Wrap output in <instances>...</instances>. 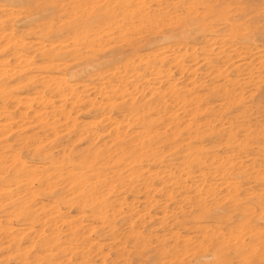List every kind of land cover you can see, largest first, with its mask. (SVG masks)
Returning a JSON list of instances; mask_svg holds the SVG:
<instances>
[{
	"label": "rangeland",
	"instance_id": "rangeland-1",
	"mask_svg": "<svg viewBox=\"0 0 264 264\" xmlns=\"http://www.w3.org/2000/svg\"><path fill=\"white\" fill-rule=\"evenodd\" d=\"M135 2L137 12L131 4L115 0H0V63L6 64L0 65V70L15 64V51L11 49L14 41L25 43L29 49H16L27 57L33 50L40 49L41 43L47 47L53 42L57 46L62 43L70 50L80 49L85 57L90 55L87 52L96 49L85 45L90 39H94L100 49H118L125 43L123 40L138 42L140 46L138 55L133 58L134 70L130 63L108 56L98 60L97 67L85 70H81L84 66L80 67L79 75L72 78L69 67L75 61L71 58L52 57V64L65 63L66 66L50 71L46 68L50 63L36 54L29 73L38 80L36 89L31 86L15 90L26 83L19 79L22 76L6 81L0 74V88L11 84L8 89L13 99L6 103L0 98V123L9 127L8 135L0 140V155L2 145L14 146L2 155L0 163L2 167L5 163L7 168L12 158L6 157L14 156L18 160L13 162L18 165L10 167V172L8 168L4 173L0 170V264H80L83 258L91 264H111L118 250L122 253L119 255H124L120 260L124 261L116 264H159L150 263L147 256H136V252L146 255L151 250L153 254L158 250L168 252L174 246L177 249L171 251L172 256L167 255L164 263L258 264L261 255L264 256V212L261 213L257 206H264V104L260 99L262 93H258V84L264 92V0ZM200 14L205 25L196 35L168 41L161 37L148 44L155 37L154 33L162 35L167 29L184 25ZM47 28L50 35H42L41 30ZM4 46L9 47L4 50ZM44 50L46 48L38 52ZM225 58L230 60V65H241L242 70L234 71L230 65L225 66ZM86 61L83 58L77 63L84 65ZM47 76H66L64 78L78 89L75 93L80 96L82 105L71 110L72 99L67 104L42 87L41 81ZM122 78L124 96L111 94V89L120 85ZM228 79L239 81L238 99L230 97L228 101L212 94L211 89L227 85ZM83 86L89 91L83 92ZM34 92L46 94L51 102L44 109L46 118L42 122L29 118L25 120L26 126L15 128L19 127L17 123H20L23 108L13 101L25 99ZM130 103L134 107L128 110L125 105ZM34 106L39 105L34 103ZM66 113H71L72 117L68 123L63 121L62 115ZM8 114L12 119L5 117ZM72 120L79 127L76 133L70 126ZM53 123L56 128L47 126ZM11 128L10 133L8 129ZM211 129L221 133L210 139L206 133ZM172 135L173 138L167 140ZM90 151L93 152L89 155ZM156 151L162 161L147 162L149 155ZM95 154H100L97 157L100 161L92 167ZM196 158L204 160L201 168L194 166ZM218 158L229 161L232 174L228 179H223L216 169ZM20 161L30 169L26 174H31V190L27 189L25 178L13 174ZM121 161L126 163L125 167L120 165ZM84 166L90 168L86 170ZM59 173L63 176H54ZM97 175L101 176V187H97ZM118 175L128 176L120 179ZM48 176L52 177L48 182L39 181ZM76 176L91 180L83 188L73 183L77 181L74 180ZM145 187L154 190L145 194ZM210 188L220 193L216 199L212 192L211 196L205 194ZM84 193L88 198H81ZM227 193L247 210L233 212V202L222 199ZM32 195L34 200L28 203ZM102 197L111 206L103 210L100 218L95 214L99 205L96 200ZM200 198L205 201L203 210L198 207ZM79 200L84 204H79ZM24 206L34 211L39 220L22 215ZM214 207L213 215L208 216V210ZM48 219L53 221L50 223ZM76 224L80 227L73 231L72 226ZM12 237L19 241L18 246L16 243L10 245ZM44 240L46 246L49 245L44 247L48 250L45 253L41 247ZM58 246H62L61 251L57 250ZM232 248L241 249L240 256L235 255ZM217 249L221 253L213 257ZM50 255L54 263L43 262ZM38 256L43 260L37 261ZM105 258L107 261L102 262Z\"/></svg>",
	"mask_w": 264,
	"mask_h": 264
},
{
	"label": "bare ground",
	"instance_id": "bare-ground-1",
	"mask_svg": "<svg viewBox=\"0 0 264 264\" xmlns=\"http://www.w3.org/2000/svg\"><path fill=\"white\" fill-rule=\"evenodd\" d=\"M116 2H121L122 4L124 3V4H131L132 6H133V8L136 10V12H137V9H138V4L135 2V0H115ZM115 4V3H114ZM54 9H55V7H54ZM207 9V8H206ZM121 14V13H120ZM203 16H201V14H200V16L198 17V18H192V19H190L189 21H187L186 22V24H184V25H178V27H175V28H173V27H171L170 29H167L166 31H165V33L164 34H160V33H158V34H156V33H154V35H155V37H153L151 40H149L148 41V44H151V43H153V41H155V40H158L159 38L161 39V37H162V40H166V41H168V40H172V39H174V38H187V37H190V36H193V35H196V32H200V31H202L201 30V28L205 25V20H204V18H202ZM222 17V16H221ZM124 18V17H123ZM164 26H166V25H164ZM61 27V26H60ZM72 29V28H71ZM66 30V29H65ZM50 32V30L47 28V30H45V29H42L41 30V34L43 35H50V34H48ZM49 37V36H48ZM6 38H4V40H5ZM243 39V38H242ZM247 39V38H246ZM8 40V39H7ZM6 40V41H7ZM91 41H88L85 45L87 46V47H89V48H96V49H91L92 50V52H87V53H89L88 55L89 56H84L85 55V53L84 52H82L80 49V52H79V50H70V48L68 47H66V46H63L62 45V43L61 44H59L58 46L56 45V44H54L55 42H53V44L52 43H50L49 45V47H47L46 45H43V43H41V48L40 49H35V50H33L32 51V55L31 56H29V57H27L26 55H20L19 54V50L18 49H16V48H25V49H29L26 45H25V43L23 42V41H18V42H13L12 44H11V49H12V51H15V53L13 54V58H14V65L11 67V68H9V66H7L6 68H3V69H1L0 70V74L2 75L1 77H3V80H6V81H9L12 77L14 78V77H18V76H22L21 78H19V79H24L25 81H26V83L24 84V85H20V86H18V85H16V86H18V87H16L15 88V90H20V89H22V88H25V87H35V85L37 84V81L36 80H34V77H32L31 75H29V73L32 71V65L34 64V61H33V59H34V56L36 55V54H40L39 56L41 57V58H44V60H45V63H50V64H46L47 66H46V68H48V69H50V71H53V70H58L60 67H62V66H66V64L65 63H61V64H52V57H58V58H61V59H68V58H71V60H73V61H75L74 63H72V64H70L71 66L69 67L70 69H69V71H70V76L72 77V78H76L77 77V75H79V68L80 67H82V66H84V68L83 69H81V70H85L86 68H88V67H97L96 65V62L98 61V60H100V59H102V58H107L108 56L111 58V57H114L116 60H120L121 62H126V63H130L132 66V69L134 70V66H135V60L133 59L134 57H136L137 55H138V53H137V51H138V49H139V43L138 42H131V41H127V40H123L125 43H123L121 46H119V48L118 49H105V47L103 48H101L100 49V45L97 43V42H95V40L94 39H90ZM63 41V40H62ZM122 41V40H121ZM11 43V42H10ZM8 44V43H7ZM64 44V43H63ZM6 45V44H5ZM10 45V44H9ZM71 45V44H70ZM86 46H84L83 45V47L84 48H86L87 50H89V48H87ZM98 46V47H97ZM264 46V45H263ZM5 47L7 48V47H9V46H4L3 48H4V50H5ZM13 47V48H12ZM72 47V46H71ZM180 47H183V46H180ZM46 48V50H44V51H42V52H38L39 50H43V49H45ZM31 49V48H30ZM182 49V48H181ZM1 50H3V49H1ZM9 50V49H8ZM85 50V49H84ZM11 51V52H12ZM38 52V53H37ZM97 52H102V53H100V55H97V56H95L96 54L95 53H97ZM160 52V51H159ZM7 53V52H6ZM37 56V55H36ZM108 57V58H109ZM189 57V56H188ZM83 58H85L87 61L85 62L86 64H81V63H77V60H80V59H83ZM182 58V57H181ZM171 59V58H170ZM226 59V62H225V66H227V65H230V60L228 59V58H225ZM43 60V61H44ZM180 60V59H179ZM178 60V61H179ZM146 63V62H145ZM144 63V64H145ZM158 64V63H157ZM177 64V63H176ZM175 64V65H176ZM0 65H1V67H3V66H5L4 64H2V63H0ZM36 65V64H35ZM34 65V66H35ZM100 65V64H99ZM223 66H224V63L222 64ZM68 66V65H67ZM178 66H176V68H177ZM182 67V66H181ZM230 68H232V70H234V71H241L242 69L241 68H243L241 65H230ZM224 69V68H223ZM99 72V71H98ZM103 72V71H102ZM218 72V71H217ZM221 72V71H220ZM82 73V72H81ZM241 73H243V72H241ZM100 74V73H99ZM117 74H119V73H117ZM238 74V73H237ZM133 75H134V73H133ZM236 75V74H235ZM100 76H101V74H100ZM116 76V75H115ZM40 77V76H39ZM64 77H66V76H58L57 78L56 77H52V76H47V77H44L43 79H42V84L41 85H43L42 87H44V88H48L52 93L54 92L55 93V96H56V98H58L60 101H63V102H65V103H67L68 102V100H70V99H72L73 101H71L70 103V105H71V110H73L74 108H77V107H79V106H81L82 105V100H81V98H80V96H78V94L77 93H75L77 90L71 85V83L67 80V79H65ZM82 77V76H81ZM84 77V76H83ZM234 77H236V76H234ZM119 78V77H118ZM121 78V77H120ZM239 78V77H238ZM78 79H76V81H77ZM100 80H101V78H100ZM122 81H121V84L120 85H118V86H116V87H113V89H111V91H110V93L111 94H113V95H118V94H120V96L121 97H123L124 96V93H126V90H125V88H124V86L122 85V83L124 82V79L122 78L121 79ZM11 81V80H10ZM99 82V81H98ZM186 82H188V81H186ZM226 82H228V84L226 85V84H224L223 86H217V87H215V88H213V89H211L213 92H212V94H214V96L215 97H222L223 99H227L228 101H229V98L230 97H235V98H237L238 99V97L237 96H239L238 95V91L239 90H241L240 89V87L238 86V85H240L239 84V81L237 80H232V79H228ZM8 84V83H7ZM39 84V83H38ZM1 85V84H0ZM11 87V84H9V85H7V87L5 88H0V98H2V100L4 101H6V103L7 102H10V100H13V99H11L12 98V96L10 95V93H12V91L10 92V90L8 89V88H10ZM15 87V86H14ZM37 87V86H36ZM36 87H35V89H36ZM262 86L261 85H259L258 84V93L259 94H261L260 96H261V100H262V102H263V104H264V92L262 91V88H261ZM41 88V87H40ZM6 89H7V91H6ZM12 89V88H11ZM34 89V88H33ZM210 90V91H211ZM49 91V93H51ZM82 91L83 92H88L89 91V89H88V87L87 86H83V89H82ZM108 91V92H109ZM43 92V91H42ZM42 92H34L33 93V95L32 96H29V97H25V99L23 100V99H17V101H13V102H15V105H18V106H22V108H23V112H22V115H19L20 117H19V119H20V123H17L18 124V126L19 127H15V128H21V126H23V125H25V120H27V119H33V120H35V121H40V122H42V120L44 119V118H46V116H45V114H47L46 112L47 111H44V109L48 106V104H50L51 102L49 101V99L47 100V98L48 97H45L46 96V94L45 95H42ZM242 92V91H241ZM45 93V92H44ZM43 93V94H44ZM101 93V92H100ZM102 94V93H101ZM103 95V94H102ZM100 96V95H99ZM14 98V97H13ZM16 98V97H15ZM50 98V97H49ZM129 98L130 97H128V100H129ZM199 98V97H198ZM201 98V97H200ZM138 99V98H137ZM234 99V98H233ZM236 99V100H237ZM258 99V98H257ZM15 100V99H14ZM126 102V101H125ZM231 102V101H230ZM229 102V103H230ZM236 102V101H235ZM34 103H37L39 106L38 107H35L34 106ZM81 103V104H80ZM218 103V102H217ZM64 104V103H63ZM68 104V103H67ZM85 104V103H84ZM108 104V103H107ZM212 104H214V103H212ZM223 104V103H222ZM231 104V103H230ZM259 104V103H258ZM101 105V104H100ZM207 105V104H206ZM50 106V105H49ZM203 106V105H202ZM201 106V107H202ZM98 107H100V106H98ZM106 107V106H105ZM125 107H127L128 108V110L129 109H131V108H133L134 107V105L132 104V103H130L129 105H125ZM218 107V106H217ZM52 109V108H51ZM241 109V108H240ZM46 110V109H45ZM59 110V109H58ZM128 110H127V112H128ZM262 110V109H261ZM131 111V110H130ZM222 112V111H221ZM54 113V112H53ZM223 113V112H222ZM71 113H66V114H64V115H62L63 116V121L65 122V123H68V120L70 119V118H72L71 117V115H70ZM220 116V115H219ZM228 116V115H227ZM264 116V115H263ZM5 117H7V119L8 120H10V119H12V115L10 114H8V115H6ZM104 118V117H103ZM207 118H209V117H207ZM219 118V117H218ZM261 118V117H260ZM259 118V119H260ZM29 119V120H30ZM47 120V119H46ZM58 121H59V119H58ZM77 121V120H76ZM101 121V120H100ZM201 121H203V120H201ZM9 122V121H8ZM39 122V123H40ZM70 122V121H69ZM108 123V122H107ZM128 123V122H127ZM210 123V122H209ZM208 123V124H209ZM215 123H216V121H215ZM220 123V122H219ZM264 123V122H263ZM2 123H0V140L1 139H3L5 136V134H6V130H7V128H9V127H6V126H3V125H1ZM37 124H38V122H37ZM112 124V123H111ZM207 124V123H206ZM44 125V124H43ZM12 126V125H11ZM10 126V127H11ZM26 126V125H25ZM27 126H29V124L27 125ZM47 126H53V128H56L55 127V125H54V123L52 124V125H47ZM46 126V127H47ZM70 126L72 127V129H73V131H74V133H76L77 132V130H78V125H76V122H74L73 120H72V122L70 123ZM181 126V125H180ZM115 127V126H114ZM210 127V126H209ZM262 127V126H261ZM25 128V127H24ZM34 128V127H33ZM218 128H220V127H218ZM260 128V127H259ZM45 129V128H44ZM47 129V128H46ZM113 129V128H112ZM207 129H209V128H207ZM10 130V133H11V130H12V128L11 129H8V131ZM18 130H20V129H18ZM55 130V129H54ZM53 130V131H54ZM52 131V132H53ZM210 131V130H209ZM228 131V130H227ZM21 132V131H20ZM30 132V131H29ZM51 132V131H50ZM202 132V131H201ZM207 132V131H206ZM230 132V131H229ZM221 133V131H218V132H216L215 130H212L211 129V132L210 133H206V135L208 136V138H210V139H212V138H215V137H217L219 134ZM24 134V133H23ZM22 134V135H23ZM29 134V133H28ZM33 134H34V132H33ZM85 134V133H84ZM202 134H203V132H202ZM8 134H6V136H7ZM116 135V134H115ZM197 135V134H196ZM199 135V134H198ZM197 135V136H198ZM201 135V134H200ZM200 135H199V137H200ZM205 135V136H206ZM35 136V135H34ZM34 136H32L33 138H34ZM93 136V135H92ZM204 136V137H205ZM25 137V136H24ZM31 137V138H32ZM35 137H37V136H35ZM40 137V136H39ZM201 137H203V135L201 136ZM55 138V137H54ZM173 138V135L172 136H170V137H168L167 138V140L168 139H172ZM73 139V138H72ZM82 139V138H81ZM36 140V139H35ZM34 140V141H35ZM74 140V139H73ZM202 140V139H201ZM38 141V140H37ZM222 142V141H221ZM1 143V142H0ZM11 143V142H10ZM39 143V142H38ZM222 143H224V142H222ZM24 144V143H23ZM233 144V143H232ZM223 145H225V143L223 144ZM198 146V145H197ZM238 146V145H237ZM14 146H11V145H2L1 146V149H2V153H1V155H0V158H2V155L3 154H5V152L6 151H8L9 152V150L11 149V148H13ZM21 147V146H20ZM40 147V146H39ZM204 148V147H203ZM171 150V149H170ZM96 151V150H95ZM106 151V150H105ZM182 151V150H181ZM200 151V150H199ZM1 152V151H0ZM91 152H93V151H90V153H89V155L91 154ZM157 152V151H156ZM161 152V151H160ZM142 153V152H141ZM161 153H163V152H161ZM226 153V152H225ZM234 153V152H233ZM8 154V153H7ZM40 154H42V153H40ZM86 154V153H85ZM118 154V153H117ZM134 154H135V152H134ZM228 154V153H227ZM230 154V153H229ZM232 154V153H231ZM43 155V154H42ZM47 155V154H46ZM70 155V154H69ZM100 154H95V155H93L92 156V159H93V162H94V164H91L90 166H92V167H95L97 164H98V162L100 161V160H98L97 159V157L99 156ZM142 155V154H141ZM175 155H176V153H175ZM212 155V157L214 156L213 154H210V156ZM226 154H224V156H225ZM81 156V155H80ZM202 156V155H201ZM220 156H221V154H220ZM235 156V155H234ZM205 157V156H204ZM217 157V156H216ZM7 158H12V160H11V163L9 164V162H8V164H6V165H8V166H6L7 168H8V170H9V172H10V170L11 169H9L10 167H14V165L16 166V165H18V163L17 164H14L13 165V162L14 161H18L14 156H8V157H6V159ZM102 158V157H101ZM136 158H138V156L136 157ZM170 158V157H169ZM245 158V157H244ZM243 158V159H244ZM80 159V158H79ZM162 159V157L159 155V153L157 152V153H155V152H152L150 155H149V159H146V161L147 162H160V161H162L161 160ZM211 159V158H210ZM219 159V158H218ZM52 160V159H51ZM86 160V159H85ZM111 160H113L114 161V159H111ZM116 160V159H115ZM119 160V159H118ZM222 159H219L218 161H216V169H217V171H218V173H220V175H221V177L223 178V179H228V176H230L231 174H232V172H230V166L228 165V163H229V161H226L225 159H223L224 161H221ZM80 161V160H79ZM87 161V160H86ZM113 161H111V162H113ZM122 161H126V159H122ZM121 161V162H122ZM235 161V160H234ZM104 162V161H103ZM116 162V161H115ZM164 162V161H163ZM89 163V162H88ZM117 164H118V162H116ZM116 163H114V164H116ZM129 163V162H128ZM193 163H194V166L196 167V168H201V166H203L204 165V160L202 161V159H200V158H196L195 160H193ZM106 164V163H105ZM111 164V163H110ZM4 165V167H2V164L0 163V170H2V172L4 171H6L7 170V168H5V163L3 164ZM120 165L121 166H123V167H125L126 166V163L124 164L123 162L122 163H120ZM142 165V164H141ZM214 165V164H213ZM90 166H84V169H86V170H88L89 168H90ZM113 166V165H112ZM237 166V165H236ZM55 167H57V166H55ZM59 167V166H58ZM100 167H102V166H100ZM115 167V166H114ZM48 168V167H47ZM97 168V167H96ZM137 168V167H136ZM241 168V167H240ZM253 169H255V167H252ZM252 168H251V170H252ZM113 169H115V168H113ZM243 169H245V167L243 168ZM250 169V168H249ZM56 170V169H55ZM37 171V170H36ZM108 171V170H107ZM206 171V170H205ZM208 171V170H207ZM236 171H240V170H235L234 172H236ZM3 172V173H4ZM30 173V169H28V167L26 166V165H24V164H22V162L20 161V164H19V167H16V170L14 171V176L15 175H18V177H21V178H25V179H23V181L25 182V185H27L28 187H27V189L28 190H31V188H30V184H32V179L30 178V176H31V174H26V173ZM248 172H250V171H248ZM7 173V172H6ZM64 173V172H63ZM200 173V172H199ZM202 173H204V172H202ZM244 173V172H243ZM119 174V173H118ZM239 174V173H238ZM3 175V174H2ZM26 175H28V176H26ZM66 175L67 176H69L70 175V173H66ZM84 175H87V173H85ZM242 175V174H241ZM254 175V174H253ZM4 176V175H3ZM55 177H61V176H63V175H61L60 173H59V175H54ZM53 176V177H54ZM96 176V175H95ZM119 176V175H118ZM128 176V175H127ZM127 176H125V177H127ZM46 177V176H45ZM44 177V178H45ZM50 177V178H49ZM125 178V177H123L122 175H120L118 178ZM139 177V176H138ZM220 177V176H219ZM16 178V177H15ZM20 178V179H21ZM40 178V177H39ZM52 177L51 176H48L47 178H45V179H39V181H42V180H44V182H48V180L49 179H51ZM70 178H73V176L72 177H70ZM75 179L74 180H77V181H75V182H73L74 184H78L79 186H83V188L85 187L84 186V184H86L87 182H89V180H91V179H88L86 176H76V177H74ZM120 178V179H121ZM129 178V177H128ZM247 178V177H246ZM252 178H253V176H252ZM4 179V178H3ZM3 179H1V180H3ZM18 179V178H17ZM64 179H66V177L64 178L63 177V180ZM131 179V178H130ZM235 179V178H234ZM244 179H245V177H244ZM6 180V179H5ZM14 179H12V181H13ZM53 180H55V179H53ZM52 180V181H53ZM94 180V179H93ZM133 180V179H132ZM231 180V179H230ZM245 180H247V179H245ZM15 182H16V180H14ZM38 181V182H39ZM126 181H128V179L126 180ZM130 181V180H129ZM201 181V180H200ZM234 181V180H233ZM17 182L19 183V180H17ZM21 182H22V180H21ZM70 182V181H69ZM223 183H225V181H222ZM124 183V182H123ZM127 183V182H126ZM237 183V182H236ZM36 184V183H35ZM46 184H48V183H46ZM71 184V183H70ZM69 184V185H70ZM81 184V185H80ZM96 184H97V187H101L102 185V179H101V176L100 175H97V177H96ZM173 184V183H172ZM253 184V183H252ZM184 185V184H183ZM201 185V184H200ZM246 185V184H245ZM103 186H105V184L103 185ZM219 186H221V185H219ZM106 187V186H105ZM109 187V186H108ZM153 187V186H152ZM199 187V186H198ZM198 187H196L197 189L196 190H198ZM74 188V187H73ZM78 188V187H77ZM232 188V187H231ZM259 188V187H258ZM78 189H81V188H78ZM145 189V194H147L148 192H152V190H154V189H152L151 190V188H149V189H147L146 187L144 188ZM147 189V190H146ZM156 189V188H155ZM226 189H227V187H226ZM70 190V189H69ZM68 190V191H69ZM99 190H100V188H99ZM110 190H112V187L110 188ZM232 190H233V188H232ZM245 190V189H244ZM71 191V190H70ZM76 191H77V189H76ZM106 191V190H105ZM247 191H249V190H247ZM256 191V190H255ZM260 191V190H259ZM2 192H3V190H2ZM78 192H82V191H78ZM155 192V191H154ZM201 192H203L202 190H201ZM210 192H212L211 193V195L213 196V198H217V196H219V194L220 193H218V192H215L214 191V189H212V188H210V189H208L207 190V192L205 193L206 195H208L209 194V196H211L210 195ZM226 192H228V191H226ZM234 192H236L235 190H234ZM245 192V191H244ZM101 193V192H100ZM229 193H231V192H229ZM237 193V192H236ZM96 194H99V193H96ZM250 194V193H249ZM253 194V193H252ZM95 195V194H94ZM102 195V194H101ZM200 195V194H199ZM223 195V194H222ZM245 195H247L248 196V194H245ZM70 196H72V193H71V195ZM204 196V195H203ZM229 196V194L227 193V194H224V196H223V200H227V199H229V200H231L232 202H233V206H234V209H233V212H238V211H243V210H247V209H243V208H241L238 204H237V200L235 199V197H228ZM33 195L31 196V197H29V200H28V203L29 202H32V200H34L33 199ZM88 198V196L87 195H85V193L83 194V196H81V198L82 199H85V198ZM236 197H238V196H236ZM253 197V196H252ZM198 198V197H197ZM10 199V198H9ZM69 199V198H68ZM73 199V198H72ZM249 199V198H248ZM257 199V198H256ZM69 200H71V199H69ZM117 200V199H116ZM159 200V199H158ZM259 200V199H258ZM18 202L20 201V199H18L17 200ZM65 201V200H64ZM75 201V200H74ZM80 201V200H79ZM97 202H99V205L96 207V212H95V214H97L98 215V217H103V210L104 209H107V208H109L110 206H111V203L110 202H108L105 198H98L97 200H96ZM200 201L201 202H199V205H198V207H199V209L200 210H203L204 208H205V201H203V199H201L200 198ZM211 201V200H210ZM220 201V200H219ZM240 201H242V200H240ZM251 201H253V200H251ZM257 201V200H256ZM6 202V201H5ZM87 202V201H86ZM154 202V201H153ZM218 202V201H217ZM11 203H13V201L11 202ZM72 203V202H71ZM151 204H152V202H150ZM155 203V202H154ZM26 204V203H25ZM24 203H23V205H25ZM79 204H84V203H82L81 201H80V203ZM241 204H243V203H241ZM255 204H257V203H255ZM21 205V204H20ZM152 205H154V204H152ZM227 205V204H226ZM263 204H257V206L259 207V209L258 210H260L261 211V213H263L264 212V206H262ZM213 206V205H212ZM245 206V205H244ZM2 207H4V206H2ZM53 207V206H52ZM218 209L220 208L219 206H216ZM5 208V207H4ZM212 208V207H211ZM216 208V209H217ZM22 215L24 214L25 215V217L26 218H30L31 220H34V221H38L39 219H37L38 218V216L36 215V213L35 214H33L34 213V211H28L27 209H26V206H24V207H22ZM39 209V208H38ZM110 209V208H109ZM112 209V208H111ZM57 210V209H56ZM214 210H215V207H214V209H209L208 210V216H212L213 214H211V213H214ZM222 210V209H221ZM43 211H44V209H43ZM49 211V210H48ZM249 211H250V209H249ZM254 211V210H253ZM252 211V212H253ZM45 212H46V210H45ZM53 212V211H52ZM244 212V211H243ZM41 213V212H40ZM39 213V214H40ZM37 214H38V212H37ZM259 214V213H258ZM46 215H48V214H46ZM239 215V214H238ZM237 215V216H238ZM256 215V214H255ZM51 216V215H50ZM50 216H49V218H50ZM55 216V215H54ZM54 216H53V218H54ZM241 216H243V215H240V216H238V217H241ZM56 217H57V214H56ZM223 218H225V216H222ZM52 218V219H53ZM234 218V217H233ZM3 219H6V218H3ZM52 219H48V222H50V221H53ZM58 219V218H57ZM144 219V218H143ZM31 220H29V221H31ZM33 221V222H34ZM9 222H10V219H9ZM70 222V221H69ZM41 223V222H40ZM46 223V219H45V221L43 222V224H45ZM51 223V222H50ZM71 223V222H70ZM70 223H68L69 225H70ZM74 223V222H73ZM60 224H62V223H60ZM79 224V223H78ZM48 225V224H47ZM65 225V224H64ZM80 225H81V223H80ZM80 225H73L72 226V230L73 231H78V229H79V227H80ZM71 226V225H70ZM227 226H228V224H227ZM241 226H242V224H241ZM26 227V226H25ZM29 227V226H28ZM47 228V227H46ZM69 228V227H68ZM94 228V227H93ZM228 228V227H227ZM237 230H238V228H236ZM244 229V228H243ZM248 229V228H247ZM210 231V230H209ZM208 231V233H210L211 234V232H209ZM227 231V230H226ZM229 231V230H228ZM227 231V232H228ZM13 232V231H12ZM21 233H23V234H27L26 232H24V231H20ZM31 232V231H30ZM241 232V231H240ZM0 233H2V232H0ZM5 233V232H4ZM54 233V232H53ZM233 233H234V231H233ZM237 234V233H236ZM24 235V236H25ZM40 235H41V233H40ZM219 235V234H218ZM5 236V235H4ZM4 236H2V237H4ZM24 236H22V237H24ZM55 236V235H54ZM56 236H58L57 234H56ZM211 236V235H210ZM215 236V235H214ZM228 236H231V235H228ZM212 237V236H211ZM232 237V236H231ZM47 238V237H46ZM220 238H221V236H220ZM233 238V237H232ZM22 239V238H21ZM202 239V238H201ZM216 239V238H215ZM225 239V238H224ZM227 239V238H226ZM217 240H218V238H217ZM221 241H222V239H220ZM5 241H6V239H5ZM10 245L12 246L14 243H16L15 245H19L18 244V242L19 241H15V239L12 237L10 240ZM57 241V240H56ZM233 241H234V239H233ZM232 240H231V242H233ZM21 242V241H20ZM31 242V241H30ZM60 242V241H59ZM158 242H160V241H158ZM204 242H206V241H204ZM214 242V241H213ZM229 243H230V241H228ZM40 243V242H39ZM58 243V242H57ZM203 243V242H202ZM223 243H225V242H223ZM37 244V243H36ZM36 244H34V247H35V245ZM189 244V243H188ZM208 244V243H207ZM263 244V243H262ZM9 245V246H10ZM168 245V244H167ZM221 245H222V243H221ZM233 245V244H232ZM17 246H14V247H16L17 248ZM49 245H47L46 246V240H44V241H42V243H41V247L43 248V252L45 253V252H48V250L47 249H45V248H47ZM151 245H149V247H150ZM199 247H200V245H198ZM211 246H213V245H211ZM235 246V245H234ZM45 247V248H44ZM143 247V246H142ZM157 247H160V246H157ZM156 247V248H157ZM199 247H198V249H199ZM219 247V246H218ZM13 248V247H12ZM136 248V247H135ZM214 249L215 248H217V247H213ZM230 248V247H229ZM264 248V247H263ZM61 249H62V246H58L57 247V250H59V251H61ZM66 249V248H65ZM64 249V250H65ZM119 249V248H118ZM132 249H134V248H132ZM177 249V246H174V247H172L171 248V251H175ZM207 249H208V247H207ZM212 249V248H211ZM220 249V248H219ZM219 249H217V250H215L214 251V253H213V257H216V255H217V253H219L220 251H219ZM223 249H225V248H222V250ZM141 250V249H140ZM145 250V249H144ZM157 250V249H156ZM200 250H202V249H200ZM213 250V249H212ZM221 250V249H220ZM227 250V249H226ZM226 250H224V251H226ZM232 250H233V248H232ZM15 251V250H14ZM135 251V250H134ZM153 251L154 250H151V251H149V253H148V255H146L145 253H140V252H136V256H138V257H145V256H147V258H148V260H149V262L150 263H153V262H159V264H167V263H164V260L167 258V260H168V256H172V255H170V253H171V251H168V252H164L163 250L161 251V250H158V252L157 253H155V254H153ZM262 251V250H261ZM20 252V251H19ZM76 251H74V253H75ZM120 252V250H118V252L116 253V259H112L110 262H111V264H116L115 262H119V261H121L120 260V258H123L124 257V255H119V254H122V253H119ZM178 252V251H177ZM200 252V251H199ZM209 252H212V251H209ZM228 252V251H227ZM233 252H234V254L236 255H238V256H240V252H241V249H234L233 250ZM58 253V252H57ZM84 253V252H83ZM186 253V252H185ZM202 253V252H201ZM200 253V254H201ZM204 253V252H203ZM221 253V252H220ZM226 253V252H225ZM47 254V253H46ZM67 254V253H66ZM138 254V255H137ZM153 254V255H152ZM74 255V254H73ZM168 255V256H167ZM201 255H203V254H201ZM200 255V256H201ZM52 255H50L49 257L48 256H46V258H48V260L47 261H43V262H45V263H54V261H53V259H52V257H51ZM54 256V255H53ZM93 255H91V257H92ZM101 256V255H100ZM204 257H205V253H204V255H203ZM45 257V256H44ZM83 257V256H82ZM104 257H106V256H104ZM227 257V256H226ZM98 258H100V257H98ZM107 258V257H106ZM106 258H105V260H103L102 262H106L107 260H106ZM109 258V257H108ZM107 258V259H108ZM174 258V257H173ZM235 258V257H234ZM237 258V257H236ZM86 259H88V258H86ZM93 259V258H92ZM104 259V258H103ZM170 259H172V258H170ZM175 259H176V257H175ZM37 261H42L43 259H42V256L41 257H37V259H36ZM123 260V259H122ZM172 260H174V259H172ZM217 260V259H216ZM219 260V259H218ZM220 260H221V258H220ZM222 260L225 262V260H224V258H222ZM124 261V260H123ZM123 261H121V262H123ZM126 261V260H125ZM171 261V260H170ZM223 261H222V263H223ZM128 262V261H127ZM126 262V263H127ZM129 263V262H128ZM127 263V264H128ZM219 263H220V261H219ZM229 263V262H228ZM237 263V262H236ZM80 264H91L90 263V261L88 262L87 260H85L84 258L81 260V262H80ZM94 264H97V263H94ZM137 264V263H136ZM221 264V263H220ZM258 264H264V256H263V254L261 255V258L258 260Z\"/></svg>",
	"mask_w": 264,
	"mask_h": 264
}]
</instances>
